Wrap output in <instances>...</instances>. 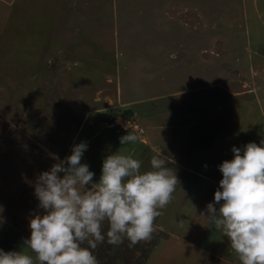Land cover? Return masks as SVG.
<instances>
[{"label":"rangeland","instance_id":"374dc122","mask_svg":"<svg viewBox=\"0 0 264 264\" xmlns=\"http://www.w3.org/2000/svg\"><path fill=\"white\" fill-rule=\"evenodd\" d=\"M241 4L0 0V249L25 251L38 264L35 254L22 248L30 237V218L43 213L35 183L71 155L75 144H87L81 163L95 174L94 183L107 155H131L149 171L151 158L168 150L170 156L191 158L180 164L219 182L218 166L233 158L234 146L264 140V77L253 70L255 33L264 43V26ZM260 21L264 25V14ZM212 35L214 47L208 42ZM261 49L264 53V44ZM199 53L205 55L200 62ZM245 77L247 82L238 81ZM184 88L187 93L179 95L185 98L172 97ZM122 112L136 122L128 130L138 137L135 143H120L128 134L119 130ZM204 126L210 136L194 146L188 140L206 137ZM170 168L182 189L174 203L180 214L171 222L184 226L194 200L183 187L184 172ZM163 228L155 225L151 240L134 247L127 239L110 245L106 238L90 250L98 264H240L210 221L194 243L187 237L191 232L180 241ZM107 229L105 222V235Z\"/></svg>","mask_w":264,"mask_h":264},{"label":"clouds","instance_id":"9594fccd","mask_svg":"<svg viewBox=\"0 0 264 264\" xmlns=\"http://www.w3.org/2000/svg\"><path fill=\"white\" fill-rule=\"evenodd\" d=\"M137 140L130 131L120 137L122 145ZM86 150L84 142L73 145L71 155L37 177L35 196L43 213L30 218L22 248L34 253L38 264H98L90 249L106 238L110 245L127 239L129 247L149 241L155 219L172 199L178 179L166 160L153 156L152 170L141 172L140 160L116 152L104 158L94 183L95 174L81 163ZM231 150L233 158L218 166L222 179L214 202L200 215L227 237L240 264H264V140ZM85 241L88 247L81 246ZM0 264H34V259L22 250L0 249Z\"/></svg>","mask_w":264,"mask_h":264},{"label":"crops","instance_id":"0c3cea01","mask_svg":"<svg viewBox=\"0 0 264 264\" xmlns=\"http://www.w3.org/2000/svg\"><path fill=\"white\" fill-rule=\"evenodd\" d=\"M241 3H242L241 8L251 9L252 10L251 14L255 17L257 22L261 26H264L263 23L260 21L262 14H264V0H241ZM258 6H259V8H261V12L259 11ZM182 7L185 8V6H182ZM167 10H170V9L167 7ZM178 10L183 11L182 8H180V7L178 8ZM179 11L176 14L178 17H179L180 12H181V11L180 12ZM180 17H182V16H180ZM255 32H257V31H255ZM255 34L257 35L255 37V39L258 40V42L255 44L256 45L255 54H257V61L255 62L256 65H255V68H253V70L255 71L256 74H259V75L264 77V53L261 52L262 51L261 47L263 46L264 43H263V41H260L261 38L259 37L260 36L259 33L257 32ZM215 35H216V33H215ZM215 35H212L209 37L208 42H210L211 47H214L217 44V41H215V39H214ZM197 50H198V48H197ZM200 54L201 53L198 54V61L199 62H200V60L204 59V57H205V55L200 57ZM214 56H216V55H214ZM238 81L247 82L248 79H247V77H245V78H240ZM184 83L185 82H183V85H184ZM174 84L172 83L169 85L170 86L172 85L171 87H173ZM242 84L240 85L241 86L240 88H242V86H243ZM183 85L181 86V88L184 87ZM177 91H178V89L176 91H174V93L172 94V97H174L175 94H177V96H182L183 98H185L183 95H179L181 93H187V90L185 88L178 91V92ZM232 93L238 94V92H232ZM133 123L136 124L135 121H133ZM196 123H198V122L193 121L192 125H195ZM170 125H172V124H167L165 127L167 129H170V127H169ZM192 125H189V126H192ZM138 126H139V124H138ZM119 130L121 132V135L123 134V132H126V131L129 132L128 130H121V129H119ZM201 131L206 134V137L195 135V136H192L191 138H189V140H188V141H190V143L192 141L194 146L195 145L198 146L199 143L204 142V140L206 138L208 139V137L210 136V132H208L207 127L204 126V128H202ZM166 132H163V134ZM206 132H208V134H209L208 136H207ZM169 147H170V145H169ZM152 148L155 150L156 146L152 147ZM198 149H199V147H198ZM167 152H169L168 155L160 154V158L166 160L168 163V166L170 163V165L172 167L174 166L175 169H177V171L182 170L184 172L185 182H183V187L185 189H187V193H189V195L192 197L191 199L194 200V202H191V203H194V205L191 206V208H190L191 213L189 211H187L186 214L184 215L185 217H188L187 220H185L186 223L184 226H183L181 221H180L179 225L176 223L175 226H172V223H173V220L171 222L172 216H177L180 214V213H178V210L174 208V203L178 200V198L176 200V197L178 196V194H180V191L182 190L179 187H175V191L172 194V199H171L170 203L164 209L160 210V211H162L163 214L155 219L154 226L157 225L160 227V229H165V228H163V226L168 228L167 230H165L167 232L166 235L171 236V237H181L179 239L180 241H183L184 235L191 232V235L187 236V237H190L192 239V241L189 240V243H194L196 241V238L200 237L201 232L206 228V226L209 223V218L206 216H202L200 214L202 213L201 212L202 210H204V211L206 210V206L203 207L204 205H207L210 202H214V193L219 187V184H218L219 182H216L214 179L209 178L207 175L203 174L202 172L198 171L197 169L189 167L190 164L188 166H185V165L179 163V162H184L186 160H190L191 158H186L183 155L181 158L177 157V156L173 157V156H170L172 154V151L170 152L168 150ZM155 153H157L156 150H155ZM158 155L159 154H156V156H158ZM182 159L184 161H182ZM143 170H144V166L141 165V172H144ZM204 181H206L208 184L204 183ZM198 185H200L201 187ZM196 192L199 193V194H197L198 197H196L194 195V194H196ZM182 195H186V194H182ZM217 207H218V205H217ZM166 210L170 212L168 217H167V214L165 213ZM196 211H197V213L195 214ZM197 215H199L200 217L197 221L194 222V219L197 217ZM195 228H196V230L192 233V231ZM173 232H175V233H173ZM203 249L198 248V250L202 251V253L204 254Z\"/></svg>","mask_w":264,"mask_h":264},{"label":"built area","instance_id":"2783aa9c","mask_svg":"<svg viewBox=\"0 0 264 264\" xmlns=\"http://www.w3.org/2000/svg\"><path fill=\"white\" fill-rule=\"evenodd\" d=\"M119 127H121L122 130H130L136 127L135 124L130 123L128 120H122L118 121Z\"/></svg>","mask_w":264,"mask_h":264},{"label":"trees","instance_id":"16d2710c","mask_svg":"<svg viewBox=\"0 0 264 264\" xmlns=\"http://www.w3.org/2000/svg\"><path fill=\"white\" fill-rule=\"evenodd\" d=\"M121 117L124 118V119H129V114L127 112H122L121 114Z\"/></svg>","mask_w":264,"mask_h":264}]
</instances>
